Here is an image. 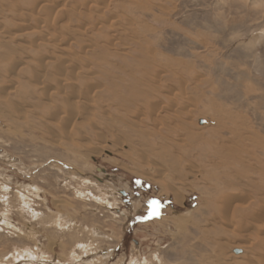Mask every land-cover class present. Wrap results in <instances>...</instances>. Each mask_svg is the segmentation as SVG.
Here are the masks:
<instances>
[{
  "label": "rangeland",
  "instance_id": "obj_1",
  "mask_svg": "<svg viewBox=\"0 0 264 264\" xmlns=\"http://www.w3.org/2000/svg\"><path fill=\"white\" fill-rule=\"evenodd\" d=\"M0 264H264V0H0Z\"/></svg>",
  "mask_w": 264,
  "mask_h": 264
},
{
  "label": "bare ground",
  "instance_id": "obj_2",
  "mask_svg": "<svg viewBox=\"0 0 264 264\" xmlns=\"http://www.w3.org/2000/svg\"><path fill=\"white\" fill-rule=\"evenodd\" d=\"M4 185V184H3ZM6 190V189H5ZM21 195V194H20ZM22 196V195H21ZM24 196V195H23ZM10 215V214H9ZM9 215L7 216V214H6V216L8 217V219H9ZM5 217V216H4ZM60 217V216H59ZM11 220V219H10ZM8 223V222H7ZM63 223H65V222H63ZM13 225V224H12ZM63 225V224H62Z\"/></svg>",
  "mask_w": 264,
  "mask_h": 264
}]
</instances>
